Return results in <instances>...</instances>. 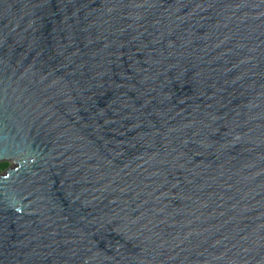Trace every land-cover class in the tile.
Returning a JSON list of instances; mask_svg holds the SVG:
<instances>
[{"label": "water", "instance_id": "water-1", "mask_svg": "<svg viewBox=\"0 0 264 264\" xmlns=\"http://www.w3.org/2000/svg\"><path fill=\"white\" fill-rule=\"evenodd\" d=\"M0 264H264V0H0Z\"/></svg>", "mask_w": 264, "mask_h": 264}, {"label": "trees", "instance_id": "trees-1", "mask_svg": "<svg viewBox=\"0 0 264 264\" xmlns=\"http://www.w3.org/2000/svg\"><path fill=\"white\" fill-rule=\"evenodd\" d=\"M10 163L7 161L0 162V173L5 172L9 168Z\"/></svg>", "mask_w": 264, "mask_h": 264}, {"label": "rangeland", "instance_id": "rangeland-1", "mask_svg": "<svg viewBox=\"0 0 264 264\" xmlns=\"http://www.w3.org/2000/svg\"><path fill=\"white\" fill-rule=\"evenodd\" d=\"M14 166H15V163H14V162H10L9 168H13ZM5 172H6V171H5ZM5 172L0 173V175H1V174H4Z\"/></svg>", "mask_w": 264, "mask_h": 264}]
</instances>
